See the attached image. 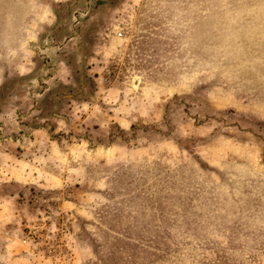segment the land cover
<instances>
[{
	"label": "rangeland",
	"instance_id": "1",
	"mask_svg": "<svg viewBox=\"0 0 264 264\" xmlns=\"http://www.w3.org/2000/svg\"><path fill=\"white\" fill-rule=\"evenodd\" d=\"M0 264H264V0H0Z\"/></svg>",
	"mask_w": 264,
	"mask_h": 264
}]
</instances>
